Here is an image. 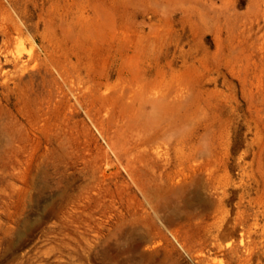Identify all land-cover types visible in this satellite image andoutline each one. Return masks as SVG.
Instances as JSON below:
<instances>
[{"label": "rangeland", "instance_id": "obj_1", "mask_svg": "<svg viewBox=\"0 0 264 264\" xmlns=\"http://www.w3.org/2000/svg\"><path fill=\"white\" fill-rule=\"evenodd\" d=\"M0 264H264V0H0Z\"/></svg>", "mask_w": 264, "mask_h": 264}]
</instances>
